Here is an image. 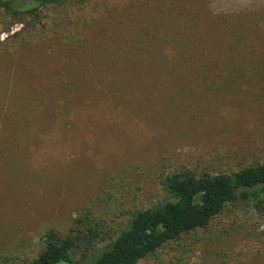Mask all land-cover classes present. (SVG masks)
Segmentation results:
<instances>
[{
    "label": "rangeland",
    "instance_id": "374dc122",
    "mask_svg": "<svg viewBox=\"0 0 264 264\" xmlns=\"http://www.w3.org/2000/svg\"><path fill=\"white\" fill-rule=\"evenodd\" d=\"M89 2L51 7L53 39L0 55V257L13 264L36 258L48 229L66 231L85 210L109 205L117 232L129 218L120 209L167 199L162 173L264 161V36L254 33L264 0ZM248 28V70L224 73L218 55ZM221 220L162 258L264 262V212L238 202Z\"/></svg>",
    "mask_w": 264,
    "mask_h": 264
},
{
    "label": "trees",
    "instance_id": "16d2710c",
    "mask_svg": "<svg viewBox=\"0 0 264 264\" xmlns=\"http://www.w3.org/2000/svg\"><path fill=\"white\" fill-rule=\"evenodd\" d=\"M89 1L0 0V27L8 34L0 41V55L23 48H37L53 39L55 28L47 13L51 7L84 6L87 3L92 6ZM14 25H19L20 29L9 35ZM81 28L78 27L77 31ZM260 29H254L258 37L264 36V27ZM250 33H253L250 28L242 31L241 37L234 40L237 47H225V53L218 55L221 56L217 57L218 66L224 73L248 70L244 56L251 51L247 47ZM218 66L215 64L214 68ZM159 177L167 199L131 212L120 209L118 216L128 214L129 218L117 232L111 229L110 222L119 217H108L109 205L102 212L85 210L71 220L66 231L48 229L43 235L42 249L26 264H138L152 256L164 263L183 264V252L162 258L164 250L192 233L195 236L198 232L213 229L217 220L223 224L221 218L225 210L230 211V207L238 202L246 203L257 213L264 212V161L231 173L197 175L182 168L173 173H162ZM231 224L232 229L242 227L236 219ZM13 262L8 257H0V264ZM250 262L247 259V263ZM254 264L264 262L256 260Z\"/></svg>",
    "mask_w": 264,
    "mask_h": 264
}]
</instances>
